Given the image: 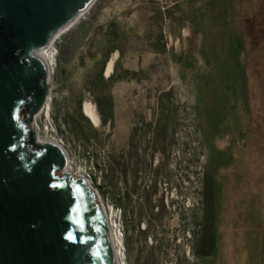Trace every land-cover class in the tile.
<instances>
[{"label":"rangeland","instance_id":"374dc122","mask_svg":"<svg viewBox=\"0 0 264 264\" xmlns=\"http://www.w3.org/2000/svg\"><path fill=\"white\" fill-rule=\"evenodd\" d=\"M55 47L40 134L90 171L126 264H264V0H95Z\"/></svg>","mask_w":264,"mask_h":264},{"label":"water","instance_id":"95a60500","mask_svg":"<svg viewBox=\"0 0 264 264\" xmlns=\"http://www.w3.org/2000/svg\"><path fill=\"white\" fill-rule=\"evenodd\" d=\"M95 0H0V264H119L103 205L33 127L51 86L38 52Z\"/></svg>","mask_w":264,"mask_h":264},{"label":"bare ground","instance_id":"6f19581e","mask_svg":"<svg viewBox=\"0 0 264 264\" xmlns=\"http://www.w3.org/2000/svg\"><path fill=\"white\" fill-rule=\"evenodd\" d=\"M91 6H92V4H90L85 10H83L79 15H77V17L74 20H72L65 28H63L62 30H59L55 34V36L52 37V40L49 43V45L47 47H45L42 51L40 50L38 52L39 54H41V56H44L45 60L47 61V63L51 67L50 73H48V75H49V84L51 86V89H52L51 75H52V73L54 71V66H55V63L57 61V55H58V52H57L56 47H55V43L57 42L58 39H60V37H62L65 33L70 31L81 20H83L84 16L88 13V11H89ZM118 55H119L118 53H114L113 56H110L108 58V60H107V62L105 64L104 74H103L105 77H110V76H112L115 73V63H116V61H117V59L119 57ZM52 95L53 94H51V92H49V95H48V98H47V101L45 103L44 108H42V110L39 111L35 115V118H34V121H33V127L35 129H37L39 131V133H40V129H39V126H38L39 125V118L41 116H44V117L50 116L51 108H52V100H53L52 99ZM96 109L97 108L93 104V102L91 100L87 99L82 104L81 112H82V114L85 117H87L89 120H91V122L94 125H98L99 126L101 124V119H100L99 114H98ZM46 128H47V130H49L48 126ZM40 138L42 140L53 139V138L43 137V136H41V134H40ZM62 147H63V149H64V151L66 153L67 159H68L65 171L71 172L74 176L76 175L78 177H84L87 180V183L89 184V186L92 187V185H91V183L89 181V178L84 173V170L81 167L74 168V166L72 165V162H71L72 159H71V156H70L69 152L65 149L64 146H62ZM99 197L100 196L98 195L97 201H99L98 203L103 205V208H104V210H105V212L107 214L106 217L108 219L110 228L112 230V236H113L114 243H115V246H116V250H117L116 254H117V257H118L119 264H126L125 256H124V253H123V251H125V250H124V247H122L123 244H124V242H123L124 240L122 239V236L120 234L121 232H119V227H118V223L119 222H118L117 218H114V216H113L114 215V209H113V211L111 209H109L107 204L105 202H103ZM120 230H122V229L120 228Z\"/></svg>","mask_w":264,"mask_h":264},{"label":"built area","instance_id":"2783aa9c","mask_svg":"<svg viewBox=\"0 0 264 264\" xmlns=\"http://www.w3.org/2000/svg\"><path fill=\"white\" fill-rule=\"evenodd\" d=\"M64 142H62V143H60L62 146H64V144H63ZM65 147V146H64ZM65 149L68 151V149H67V147H65ZM69 152V151H68ZM84 169V173L87 175V177L89 178V181H91V179H92V176H91V173H90V171H88V169L86 168H83Z\"/></svg>","mask_w":264,"mask_h":264}]
</instances>
